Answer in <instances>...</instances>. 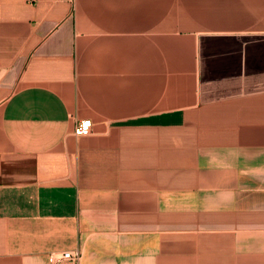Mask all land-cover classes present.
<instances>
[{
    "label": "crops",
    "instance_id": "obj_1",
    "mask_svg": "<svg viewBox=\"0 0 264 264\" xmlns=\"http://www.w3.org/2000/svg\"><path fill=\"white\" fill-rule=\"evenodd\" d=\"M74 248L264 264V0H0V264Z\"/></svg>",
    "mask_w": 264,
    "mask_h": 264
},
{
    "label": "built area",
    "instance_id": "obj_2",
    "mask_svg": "<svg viewBox=\"0 0 264 264\" xmlns=\"http://www.w3.org/2000/svg\"><path fill=\"white\" fill-rule=\"evenodd\" d=\"M90 132V121L82 119L76 121L72 133L76 136L86 135ZM81 253L78 249L54 250L48 253L50 264H78Z\"/></svg>",
    "mask_w": 264,
    "mask_h": 264
}]
</instances>
